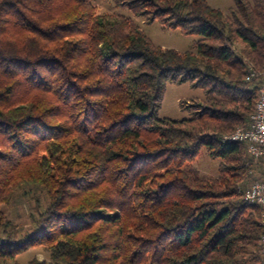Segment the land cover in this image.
Wrapping results in <instances>:
<instances>
[{
  "label": "trees",
  "instance_id": "trees-1",
  "mask_svg": "<svg viewBox=\"0 0 264 264\" xmlns=\"http://www.w3.org/2000/svg\"><path fill=\"white\" fill-rule=\"evenodd\" d=\"M112 1L200 37L196 53L155 46L93 0H0V262L40 247L48 261L26 264H264L263 208L241 190L257 159L222 141L254 112L264 0H232L228 14L207 0ZM168 83L204 94L179 102L190 119L158 117ZM202 148L221 161L215 180L183 169ZM25 189L46 204L32 197L21 235L1 207Z\"/></svg>",
  "mask_w": 264,
  "mask_h": 264
},
{
  "label": "rangeland",
  "instance_id": "rangeland-1",
  "mask_svg": "<svg viewBox=\"0 0 264 264\" xmlns=\"http://www.w3.org/2000/svg\"><path fill=\"white\" fill-rule=\"evenodd\" d=\"M207 2L212 8L219 9L225 14H228L229 9L234 5L232 0H207ZM93 5L96 6L99 14L121 15L130 18L155 46L176 50L180 53H196L195 43L200 38L198 36L185 35L179 29H167L158 21L149 24L145 23L142 18L134 16L128 7L116 5L112 0H93ZM240 48L241 45L236 44L234 50L238 52ZM201 98H204L202 91L191 88L189 84L168 83L158 117L172 121L190 119V112L182 110L179 102L184 100L190 103L192 99ZM220 162L218 159H211L206 149L202 148L192 162L183 165V169L185 171H195L201 178L215 180L219 175ZM253 163L256 169L251 178L242 187V191L252 183L263 179L264 163H260L259 160L253 161ZM24 191L29 194L24 195L26 193ZM24 191L18 192L9 205L1 207L6 218L18 226L21 235L27 234L32 227L31 213L34 208L32 197H38L42 204H46V199L40 190L35 189L30 192L29 189H25ZM33 259L48 261V253L43 248L33 247L18 255L15 262H0V264H26Z\"/></svg>",
  "mask_w": 264,
  "mask_h": 264
},
{
  "label": "built area",
  "instance_id": "built-area-1",
  "mask_svg": "<svg viewBox=\"0 0 264 264\" xmlns=\"http://www.w3.org/2000/svg\"><path fill=\"white\" fill-rule=\"evenodd\" d=\"M254 78L260 80V85L254 112L250 116L248 126L235 129L232 133L225 135L222 141L225 143H244L250 156L264 161V67L260 72L252 71L246 77V81H251ZM243 193L246 202L263 208L260 218V245L261 253L264 256V180L252 183Z\"/></svg>",
  "mask_w": 264,
  "mask_h": 264
},
{
  "label": "crops",
  "instance_id": "crops-1",
  "mask_svg": "<svg viewBox=\"0 0 264 264\" xmlns=\"http://www.w3.org/2000/svg\"><path fill=\"white\" fill-rule=\"evenodd\" d=\"M263 179H264V176H263Z\"/></svg>",
  "mask_w": 264,
  "mask_h": 264
}]
</instances>
